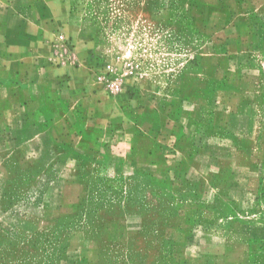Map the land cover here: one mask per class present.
Segmentation results:
<instances>
[{
    "label": "crops",
    "instance_id": "0c3cea01",
    "mask_svg": "<svg viewBox=\"0 0 264 264\" xmlns=\"http://www.w3.org/2000/svg\"><path fill=\"white\" fill-rule=\"evenodd\" d=\"M72 4L0 0V135L9 136L19 152L39 151L41 142L50 148L65 138L73 149L97 144L96 173L131 157L130 163H138L135 170L152 174L153 188H175L169 176L179 173L177 165L166 163L174 155L160 147L155 154L159 164L141 148L112 153L100 147L111 136V91L97 79L93 35L73 21L77 15ZM171 11L203 14L191 26L183 24L187 32L179 42L184 62L171 91L183 92L178 104L185 117L203 112L197 127L205 124L214 130L201 137L203 148L181 151L180 173L212 190L223 211L220 216L200 213L195 223L179 227L157 218L158 264H264V112H259L254 134L239 128L249 107L264 110V57L256 33L264 28V0H199L195 5H172ZM225 129L232 139L224 137ZM227 141L237 147L225 148ZM129 166L124 163V168ZM220 189L229 192L220 194ZM205 219L215 220V228L209 230L202 223Z\"/></svg>",
    "mask_w": 264,
    "mask_h": 264
},
{
    "label": "rangeland",
    "instance_id": "374dc122",
    "mask_svg": "<svg viewBox=\"0 0 264 264\" xmlns=\"http://www.w3.org/2000/svg\"><path fill=\"white\" fill-rule=\"evenodd\" d=\"M196 2L199 0H73L77 15L73 21L81 22V31L86 28L93 35L96 76L108 72L122 86L109 93L111 136L100 147L112 153L120 148H141L158 164L161 160L155 154L160 147L174 155L166 163L177 165L179 173L169 176L175 180V188H153L152 174L135 170L138 163H130L131 157L120 159L123 163L117 159L109 167L106 164L105 172L100 170L105 185L93 167L97 144L73 149L72 141L65 138L52 142L50 148H46L48 142H41L39 151L19 152L12 147L11 138L2 134L0 264H158L157 218H167L179 227L195 223L206 211L220 216L223 208L217 195L201 187L199 179L190 182L180 173L183 162L178 157L189 147L203 148L201 137L214 132L209 125L197 127L203 112L185 117L178 104L183 92L174 95L171 91L184 62L179 42L187 32L183 24L191 26L193 19L203 15L173 13L171 6ZM256 33L263 58L264 28ZM193 84L198 86L196 80ZM260 111L264 112L254 107L245 110L239 128L254 134ZM230 133L225 129L222 134L232 139ZM125 137L130 138L127 144L123 143ZM234 146L235 141L224 145ZM160 176L167 180L168 174ZM239 209L244 211L243 206ZM202 223L209 230L217 224L210 219Z\"/></svg>",
    "mask_w": 264,
    "mask_h": 264
},
{
    "label": "built area",
    "instance_id": "2783aa9c",
    "mask_svg": "<svg viewBox=\"0 0 264 264\" xmlns=\"http://www.w3.org/2000/svg\"><path fill=\"white\" fill-rule=\"evenodd\" d=\"M104 80L106 88L111 92H118L121 90V83L118 79L111 77V75L107 72L103 76L99 77Z\"/></svg>",
    "mask_w": 264,
    "mask_h": 264
}]
</instances>
